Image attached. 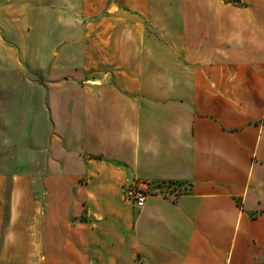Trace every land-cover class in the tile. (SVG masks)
Segmentation results:
<instances>
[{"label":"crops","instance_id":"crops-1","mask_svg":"<svg viewBox=\"0 0 264 264\" xmlns=\"http://www.w3.org/2000/svg\"><path fill=\"white\" fill-rule=\"evenodd\" d=\"M146 2L0 0L41 131L7 217L0 176V264H264V0ZM137 182L180 194L139 210Z\"/></svg>","mask_w":264,"mask_h":264},{"label":"rangeland","instance_id":"rangeland-1","mask_svg":"<svg viewBox=\"0 0 264 264\" xmlns=\"http://www.w3.org/2000/svg\"><path fill=\"white\" fill-rule=\"evenodd\" d=\"M110 0L112 11L116 7L135 11L137 6L147 5V0ZM145 2V3H144ZM19 81L18 75H0V176H6L3 197L5 216L9 210V189L11 176L19 172L39 170L41 167L39 155V137L41 131L30 132L24 128V103L22 87L12 91L14 82ZM3 81V82H2ZM35 151V153H34Z\"/></svg>","mask_w":264,"mask_h":264},{"label":"built area","instance_id":"built-area-1","mask_svg":"<svg viewBox=\"0 0 264 264\" xmlns=\"http://www.w3.org/2000/svg\"><path fill=\"white\" fill-rule=\"evenodd\" d=\"M169 184L154 186L145 183H134L127 186L124 190L125 199L128 200L136 209H143L149 198L154 196H163L167 199L175 200L180 194V191L171 189Z\"/></svg>","mask_w":264,"mask_h":264}]
</instances>
